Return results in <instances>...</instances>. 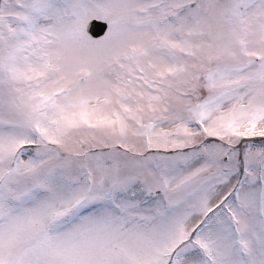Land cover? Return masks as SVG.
Instances as JSON below:
<instances>
[{
  "label": "snow or ice",
  "instance_id": "snow-or-ice-1",
  "mask_svg": "<svg viewBox=\"0 0 264 264\" xmlns=\"http://www.w3.org/2000/svg\"><path fill=\"white\" fill-rule=\"evenodd\" d=\"M0 264H264V0H0Z\"/></svg>",
  "mask_w": 264,
  "mask_h": 264
}]
</instances>
